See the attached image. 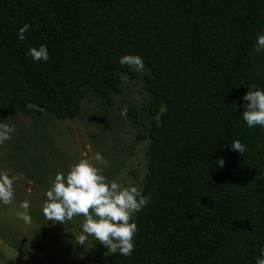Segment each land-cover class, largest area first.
I'll return each mask as SVG.
<instances>
[{
    "label": "trees",
    "instance_id": "16d2710c",
    "mask_svg": "<svg viewBox=\"0 0 264 264\" xmlns=\"http://www.w3.org/2000/svg\"><path fill=\"white\" fill-rule=\"evenodd\" d=\"M262 31L264 0H0V123L14 112L79 117L86 92L110 105L124 76L149 95L137 137L150 200L132 217V255L94 240L97 264H256L264 129L239 113L247 87L264 88V51L253 52ZM41 44L49 58L33 63L28 48ZM125 54L143 68L122 66ZM233 139L244 153L230 150Z\"/></svg>",
    "mask_w": 264,
    "mask_h": 264
},
{
    "label": "rangeland",
    "instance_id": "374dc122",
    "mask_svg": "<svg viewBox=\"0 0 264 264\" xmlns=\"http://www.w3.org/2000/svg\"><path fill=\"white\" fill-rule=\"evenodd\" d=\"M149 95L141 79L123 77L122 91L112 104L86 92L79 117L58 119L46 113L25 117L14 112L3 124L11 125V139L0 143V173L13 179L14 198L0 204V264H97L94 238L77 243L83 216L63 225L42 214L44 191L57 172L67 173L80 159L102 168L103 175L122 186L141 189L146 173V141L137 135L150 117ZM132 107L138 123L128 112ZM105 160L97 165L94 154ZM28 200L31 223L18 218L19 204Z\"/></svg>",
    "mask_w": 264,
    "mask_h": 264
},
{
    "label": "clouds",
    "instance_id": "9594fccd",
    "mask_svg": "<svg viewBox=\"0 0 264 264\" xmlns=\"http://www.w3.org/2000/svg\"><path fill=\"white\" fill-rule=\"evenodd\" d=\"M30 28L28 23L17 30V39L23 40L25 32ZM264 51V31L257 35L253 47L254 53ZM27 55L33 63L47 61L48 49L44 44L29 47ZM123 66H134L140 71L144 64L139 55L125 54L119 58ZM241 97L246 102L241 106L244 111L239 113L242 122L249 128L259 126L264 129V88L251 84ZM14 131L8 124L0 123V143L11 139ZM230 150L242 154L246 145L238 139H233ZM97 165L105 163L100 152L94 154ZM224 158L217 159L219 167L224 166ZM143 190L136 185L122 186L116 180H110L103 175L102 168L92 164L88 159H80L67 171L57 172L45 191L42 203V214L47 221L64 224L72 221L73 217L83 216L80 224L81 232L76 237L77 243L86 245L89 236L99 241L110 254L130 256L134 250L133 238L137 232V225L132 217L143 209L149 202L150 196L142 194ZM14 198L13 179L5 173H0V204L8 205ZM28 200H23L19 208L18 218L25 224L31 223ZM256 264H264V247Z\"/></svg>",
    "mask_w": 264,
    "mask_h": 264
}]
</instances>
